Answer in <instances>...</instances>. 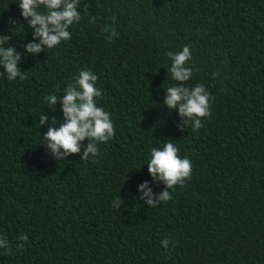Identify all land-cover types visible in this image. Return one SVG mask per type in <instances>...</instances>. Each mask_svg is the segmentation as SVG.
I'll use <instances>...</instances> for the list:
<instances>
[{
  "label": "trees",
  "instance_id": "obj_1",
  "mask_svg": "<svg viewBox=\"0 0 264 264\" xmlns=\"http://www.w3.org/2000/svg\"><path fill=\"white\" fill-rule=\"evenodd\" d=\"M18 2L0 0L4 47L26 76L9 81L0 67V264H264V0H80L71 39L34 54L25 45L39 38ZM185 45V86L214 97L199 130L182 131L178 108L163 104L177 84L166 53ZM83 69L98 75L96 103L116 134L96 157L81 159L85 140L58 161L42 143L53 116L64 122L62 104L44 98L62 100ZM167 140L191 179L150 207L139 186L154 200L166 190L147 163Z\"/></svg>",
  "mask_w": 264,
  "mask_h": 264
},
{
  "label": "clouds",
  "instance_id": "obj_2",
  "mask_svg": "<svg viewBox=\"0 0 264 264\" xmlns=\"http://www.w3.org/2000/svg\"><path fill=\"white\" fill-rule=\"evenodd\" d=\"M79 3L80 0H19L21 16L30 26L33 38H39L38 43H27L25 52L38 53L46 48H55L62 41L71 39L70 26L81 20V13L78 11ZM86 8L87 6L85 10ZM90 22L94 23L95 17H92ZM102 31L110 33L109 39L118 36L116 30L108 25H105ZM9 40V36L0 35V67L5 69L9 81L17 78L24 80L26 76L17 67L20 54L15 47H4ZM166 55L172 61L168 71L177 84L166 89L167 94L163 104L168 110L178 108L179 116L183 119L182 131L190 123L194 130H199L203 127L202 119L211 116V101L214 97L201 84L191 88L185 86L193 75V69L187 66L188 61L192 59L188 45L183 46L182 51L167 52ZM0 75L4 74L0 73ZM98 79V75L91 69L80 70L64 89L65 95L62 100L56 94H50L44 98L52 109H55L58 100L62 104L64 122L57 127V120L53 116L42 143L51 149L58 161L71 154L80 153L81 142L85 140L89 143L81 159L87 160L90 155L96 157L99 155L98 144L107 143L116 134L110 118L111 113L97 106L96 103L97 98L102 97V91L96 87ZM47 120L48 117L41 114L39 127ZM147 166L153 179L162 181L166 185V190L154 200L152 189L148 187L147 182L140 184L139 190L143 192L141 199H144L150 207H156L161 201L171 200L172 196L168 189L174 190L177 185L182 187L185 180L191 179V161L187 157H180L179 149L171 140L162 142V147L151 149ZM120 203H122L121 200L115 201L113 207L116 208ZM18 239L26 242L28 236L21 234ZM7 243L6 239L0 238V248L7 247ZM161 243L164 247L169 245L167 239ZM23 246L19 244L17 247L23 248Z\"/></svg>",
  "mask_w": 264,
  "mask_h": 264
}]
</instances>
